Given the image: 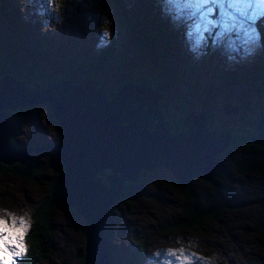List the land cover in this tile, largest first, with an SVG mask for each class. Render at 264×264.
<instances>
[{
  "label": "rangeland",
  "instance_id": "1",
  "mask_svg": "<svg viewBox=\"0 0 264 264\" xmlns=\"http://www.w3.org/2000/svg\"><path fill=\"white\" fill-rule=\"evenodd\" d=\"M206 7L202 0H0V69L22 72L27 88L34 87L40 73L50 82L67 77L81 83L85 79L82 62L105 46L111 36L123 52L96 71L106 90H113L126 75L144 79L157 75L164 80L171 66L180 81L163 86V96L159 97L167 127L179 124L184 112L192 110L204 112L207 132L229 131L236 137L218 156L221 173L215 184L191 180L195 202L210 208L196 229L179 226L175 180L164 167L143 173L142 182L131 188L129 198L111 206L105 228L115 264L264 262V232L259 223L264 212V172L252 170L259 153L255 143L246 141L256 135L252 132L257 110L264 114V56L255 27L259 19L252 24L254 42L247 43L242 28L229 23L231 30L224 31L225 13L219 5L209 16L214 26L205 31L200 11ZM258 7L264 14V4ZM122 12L132 26L137 15L148 18L139 26L143 35L157 29L168 32L171 57L159 73L148 57L151 49L137 50L130 35L120 28L116 16ZM254 66L259 67L262 79L239 78ZM226 72H233L239 81L224 84L220 75ZM226 104L229 113L223 112ZM50 118L45 104L33 106L17 126L18 147L58 142ZM31 154L28 174L21 167L8 171L0 168V216L27 220L25 248L35 212L57 178L56 171L48 166L46 150ZM59 199L50 205L56 243L37 264H80L82 221H76L69 206L65 212ZM170 225L175 228L166 227ZM133 242L145 243L144 250L138 253Z\"/></svg>",
  "mask_w": 264,
  "mask_h": 264
},
{
  "label": "water",
  "instance_id": "2",
  "mask_svg": "<svg viewBox=\"0 0 264 264\" xmlns=\"http://www.w3.org/2000/svg\"><path fill=\"white\" fill-rule=\"evenodd\" d=\"M159 97L156 88L131 81L106 94L90 79L58 78L29 89L23 79L0 76V164L19 165L42 150L11 146L16 125L7 113L45 104L58 129V142L46 150L61 172L59 206L74 208L82 221L81 264H110L108 210L141 170L164 167L182 185L193 177L210 182L219 154L235 141L229 132H207L204 112L192 110L181 119L184 130L171 133ZM223 112H230L228 104ZM254 129L246 141L264 151V114L258 110ZM103 170L104 179L98 176Z\"/></svg>",
  "mask_w": 264,
  "mask_h": 264
},
{
  "label": "trees",
  "instance_id": "3",
  "mask_svg": "<svg viewBox=\"0 0 264 264\" xmlns=\"http://www.w3.org/2000/svg\"><path fill=\"white\" fill-rule=\"evenodd\" d=\"M118 8L120 11H122L120 6H118ZM140 18H141V16L137 15V17L135 19L136 23L134 26H132L129 18H126V16L122 12L121 14L117 13L116 21L118 24H119V21L121 22L122 27L119 25L120 28H122L124 31L127 32V34L130 35V40L137 50L140 51L141 48L147 49V47L149 49H151V51H149L147 49L149 51L148 57L151 60L152 66H154V68L158 70L157 73H159L161 71V69L166 65L168 59L171 57L169 46L167 49V43L171 39L168 36V32L165 29H163V30L157 29L152 34L145 33L143 35L139 26H141V23L148 20V18H145V19H140ZM255 27H256V31H257V35H258L257 40H258V45H259V51L264 56V18H259V20L255 22ZM162 32H163V34H162ZM160 37H162V38H160ZM153 45H156L157 48L159 49L158 53H155L156 50H152L151 47H154ZM156 46L154 49H156ZM114 47H116V48L114 49ZM117 48H118V46L116 44V41L115 40L113 41L111 39V36H110L109 41L105 46H103L102 48L97 50L94 54L90 55L87 59H85L81 64V66H82L81 71L84 72L85 79L81 83H83L87 79H90L95 86L102 89L106 94H109L110 92H112V91L116 90L118 87H120L124 82H128V81L130 82L131 81V82L137 83L139 85L150 86L152 88H156L159 91L160 97H162L163 96V93H162V87L163 86L167 85L168 83L173 84L177 81H180L176 72H174L170 66L168 68V70L166 71V75H165L164 80H161V78L157 75L152 76L151 79H144V78L137 76V75H126V76H123V78L118 82V84L115 86V88L113 90H110V91L106 90L103 87V85L99 82L101 79H100V76H98L96 74V71L99 68L104 67L105 65H109V61L113 60L115 56L116 57L122 56L123 50L121 49V51H120ZM121 61L124 62L125 61L124 58H122ZM3 73H8V74L15 76L16 78H20V79H23L24 81H28L26 75H24L22 72L17 71V70L6 71L5 69H0V76ZM63 78L68 79L67 77H63ZM220 78H221L222 82L226 85H231V84L237 83V81H239V79L234 75L233 72H226L224 74H221ZM239 78L241 80H247V79L251 78V80H254L256 82L258 78L262 79V74H261V71H259V67L254 66L253 69L247 70ZM48 83H50V80L48 81L47 77L45 75H43L42 73H40V74H38V81L36 82L34 87L35 86H42L43 87ZM34 87H32V88H34ZM159 99L157 101L158 105L160 102ZM160 109L163 113V108L160 107ZM31 110H32V107H29V108H25V109H21V110H17V111L7 113L16 125V130L9 140L11 146L18 147V144H16V141H15L16 135H17V130H18L17 126L19 125V123L21 122L22 119H24L30 115ZM49 115H50V113H49ZM50 117H51V115H50ZM164 118H165V121L167 123L168 121L166 119V116H164ZM50 120H52V122L56 128V133L58 135V129H57L52 117L50 118ZM252 123L255 124V120L252 121ZM149 128L151 129L152 127L149 126ZM169 128H170L171 133L180 132V131L184 130V128L182 126H180V123L179 124L178 123L173 124L171 127L169 126ZM227 132H229V131H227ZM229 133L232 135V132H229ZM238 138L241 139L240 137H238ZM49 144H51V143H48V144L47 143H41V144L35 143V144H31V145L27 144L26 146L46 150V148ZM42 150H40V151H42ZM46 152H47V150H46ZM29 166H31V165L27 161H25L23 163H19V165H8V166L0 165V168L4 171H8L10 169L13 170L15 167H21L22 169L25 170L24 173L28 174L30 171L29 170L30 168H28ZM48 166H50L54 171H56L57 178H56L54 185L51 187V193L49 195H47L45 197V199H43L42 204L40 205V207L35 212L33 226L28 231L27 236H26V242H27L26 253L22 258H20L18 260V264H37L39 261L46 259V257L48 256V253L51 251V249L54 247V245L56 243V239H55V236L53 233V222L51 221L52 216H51L50 205L52 203H54L55 201H57V199L59 198L61 172H60L54 158H49V165ZM160 168H162V167L155 168L152 170H141L135 181H131L132 183L126 182L127 191L121 200H125V198H128L125 196L127 194H130L131 188L134 185H138L142 182L141 179H142L143 173H145L147 171L153 172V171H156ZM217 170L218 169L215 168V173L213 175L212 180L210 181V183L212 182V184H215L217 182V178L219 177V176H217V173H216ZM252 170L257 171V172H264V151L262 149H260L259 158L253 163ZM106 173H107V170L100 171L98 173V176L100 178L104 179ZM193 178H198V177H193ZM198 179H200V178H198ZM172 184H173V182H172ZM174 188H175V191L178 194V197L180 200V202H179L180 212H179V217H178V220H180V222L178 221L179 226L185 227V228H191V229L195 228L196 229V227H198V225L203 221V219L208 216V214H207L208 211L206 210V207L202 208L195 202L194 197H193V188H192L191 182L188 185H182V184H179L177 181H174ZM110 208H111V206L109 207V209ZM71 209H73L71 211L74 213L75 212L74 208H71ZM74 215H75V213H74ZM178 222H177V224H178ZM259 223L261 226V230L264 232V212L262 213V216L260 217ZM166 227H168L169 229L175 228L174 225H170V226H166ZM104 233H105L106 240L109 244L111 241L109 239L107 228H105ZM133 244H134V246H136V251L138 253H141L144 250L145 243L133 242ZM110 255H111L110 256V264H115L113 254L111 251H110ZM136 257L139 258V261H141V259L138 255H136ZM130 258H132V260H133L135 258V256H131ZM79 260H80V264H81V257H79ZM262 264H264V262Z\"/></svg>",
  "mask_w": 264,
  "mask_h": 264
},
{
  "label": "snow or ice",
  "instance_id": "4",
  "mask_svg": "<svg viewBox=\"0 0 264 264\" xmlns=\"http://www.w3.org/2000/svg\"><path fill=\"white\" fill-rule=\"evenodd\" d=\"M202 3L207 6L200 11L205 23V31H208L210 26H214V21L209 19V16L213 8L219 5L225 13L224 31L231 30L228 26L230 23L233 27L238 26L244 30L247 43L254 42L256 33L252 24L255 19L264 18V14L258 7L264 4V0H202ZM9 219L0 216V264H18L17 258L26 253L23 237L29 226L28 222L23 217L11 216ZM169 255H175V253H169ZM168 264L173 262L169 261Z\"/></svg>",
  "mask_w": 264,
  "mask_h": 264
},
{
  "label": "flooded vegetation",
  "instance_id": "5",
  "mask_svg": "<svg viewBox=\"0 0 264 264\" xmlns=\"http://www.w3.org/2000/svg\"><path fill=\"white\" fill-rule=\"evenodd\" d=\"M254 130H255V129H254ZM254 133H256V132L253 131L252 134H254ZM255 145H256V144H255ZM256 146H257L258 153H259V156H260V149H261V148H260L258 145H256ZM24 147H26V146H24ZM258 158H259V157H258ZM218 161H219V160H218ZM218 163H219V162H218ZM217 169H218L217 172H216V173H217V176H220V173H221L220 169H221V167H218ZM207 183H208V182H207ZM208 184H209L210 186L213 185L212 182H211V183L209 182ZM128 192H129V191H128ZM129 195H130V194H127L125 197H128V198H129ZM121 199H122V198H121ZM121 199H120V200H121ZM125 199H127V198H125ZM206 210L208 211V212H207V214H208V213H209V210H210L209 206H206Z\"/></svg>",
  "mask_w": 264,
  "mask_h": 264
},
{
  "label": "bare ground",
  "instance_id": "6",
  "mask_svg": "<svg viewBox=\"0 0 264 264\" xmlns=\"http://www.w3.org/2000/svg\"><path fill=\"white\" fill-rule=\"evenodd\" d=\"M158 101V100H157ZM159 106V105H158ZM14 137V136H13Z\"/></svg>",
  "mask_w": 264,
  "mask_h": 264
}]
</instances>
